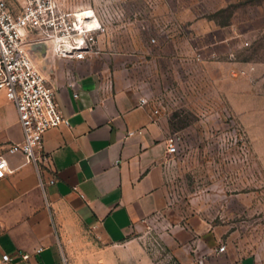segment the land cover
Wrapping results in <instances>:
<instances>
[{
    "label": "rangeland",
    "instance_id": "obj_1",
    "mask_svg": "<svg viewBox=\"0 0 264 264\" xmlns=\"http://www.w3.org/2000/svg\"><path fill=\"white\" fill-rule=\"evenodd\" d=\"M75 2L104 24L88 57H124L177 151L164 160L166 204L134 244L106 246L67 217L64 264H204L221 246L214 264H264V0Z\"/></svg>",
    "mask_w": 264,
    "mask_h": 264
},
{
    "label": "crops",
    "instance_id": "obj_2",
    "mask_svg": "<svg viewBox=\"0 0 264 264\" xmlns=\"http://www.w3.org/2000/svg\"><path fill=\"white\" fill-rule=\"evenodd\" d=\"M36 58L70 127L45 134L50 163L39 172L23 153L7 151L24 131L16 105L0 91V155L8 161L0 178V250L16 262L28 252L33 264H64L58 230L67 217L106 246L134 244L132 233L167 201L169 125L141 102L124 57ZM260 91L264 97V83ZM173 250L189 262L185 251ZM206 254L204 264L223 255L213 247Z\"/></svg>",
    "mask_w": 264,
    "mask_h": 264
},
{
    "label": "built area",
    "instance_id": "obj_3",
    "mask_svg": "<svg viewBox=\"0 0 264 264\" xmlns=\"http://www.w3.org/2000/svg\"><path fill=\"white\" fill-rule=\"evenodd\" d=\"M103 30L97 10L81 8L75 0H0V91L16 105L24 131L23 141L12 143L7 151L23 153L39 172L50 163L44 151L45 134L70 127V119L61 109L57 90L37 64L35 46L45 44L46 53L59 59L82 60L94 51ZM167 151H177L176 138L169 137ZM7 170L8 161L0 155V178ZM40 182L44 184L42 178ZM219 250L223 252L225 246ZM19 257L16 262L13 255L0 250V264H33L32 254Z\"/></svg>",
    "mask_w": 264,
    "mask_h": 264
},
{
    "label": "water",
    "instance_id": "obj_4",
    "mask_svg": "<svg viewBox=\"0 0 264 264\" xmlns=\"http://www.w3.org/2000/svg\"><path fill=\"white\" fill-rule=\"evenodd\" d=\"M40 50L42 55H46V45L45 44H38L35 46V50Z\"/></svg>",
    "mask_w": 264,
    "mask_h": 264
}]
</instances>
